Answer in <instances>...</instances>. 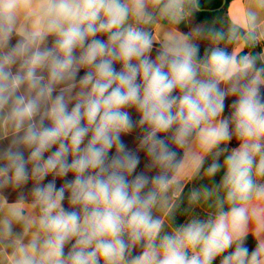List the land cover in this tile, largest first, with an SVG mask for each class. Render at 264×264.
I'll list each match as a JSON object with an SVG mask.
<instances>
[{
  "label": "clouds",
  "instance_id": "9594fccd",
  "mask_svg": "<svg viewBox=\"0 0 264 264\" xmlns=\"http://www.w3.org/2000/svg\"><path fill=\"white\" fill-rule=\"evenodd\" d=\"M30 2L0 0V190L31 182L38 210L37 235L15 264H264V242L245 245L248 205L264 199V66L221 47L255 46L254 33L196 27L153 58L142 25L153 12L183 23L199 0H39L38 30L18 31L17 12ZM197 40L209 45L203 57ZM228 96L236 99L223 117ZM133 132L135 150L123 140ZM193 143L197 174L208 155L204 175L224 174L189 202L215 197L216 211L164 232L154 210L171 211L184 163L174 147L187 159ZM141 151L147 163L137 172ZM22 218L15 209L0 233Z\"/></svg>",
  "mask_w": 264,
  "mask_h": 264
},
{
  "label": "crops",
  "instance_id": "0c3cea01",
  "mask_svg": "<svg viewBox=\"0 0 264 264\" xmlns=\"http://www.w3.org/2000/svg\"><path fill=\"white\" fill-rule=\"evenodd\" d=\"M150 11L152 10L150 9ZM186 24L187 28L182 29L179 27V24H174L169 19L161 17L158 12H153V17L142 25L153 37L152 57H155L156 50L162 44L167 43L179 34H187L196 27L211 26L216 28V22L201 23L196 21L192 16L186 18ZM39 25V0H31L28 5H22L19 8L16 28L18 31H36ZM232 27L238 28L242 35L248 31L254 33L255 48H257L258 57H260L259 59L264 65V55H262V49H264V0H233L229 4L227 12L221 21L220 30L227 32ZM50 41L51 38H49ZM195 42L199 45L200 57H203L209 47L208 43L203 40H197ZM13 43H15V38L13 39ZM221 47H224L229 54L233 53L237 48H242L239 52L241 54L246 48V46H242V42L233 44L225 43ZM80 75H83V71ZM262 80H264V77H262ZM221 87L227 89L228 85H221ZM260 91L261 95L264 96V84L261 85ZM235 99V96L226 97L225 107L222 113L223 117H230L232 112L231 106ZM130 111L132 112L133 119H138L134 110ZM2 133L3 130L0 129V134ZM137 136L138 133L133 132L131 135L123 137L125 144L130 149L135 150V145L138 143ZM221 147L225 146L222 145ZM226 147L228 152L234 149L229 144ZM174 150L177 151L178 160H182L184 163L177 173L179 180L178 186L170 189L168 193V206H170L171 211L169 214L167 207L154 210V215L161 217L165 221L164 232H173L192 218L207 219L209 215H213L216 211L215 197L208 201L202 200L198 204H192L189 202V196L193 190L218 186L224 174L222 169L214 177L209 178L204 175V170L212 162L211 155L205 158L203 168L197 174L194 161L191 158V153L199 151L195 143L187 150L190 152L187 159L185 158L186 149L174 147ZM139 155L141 162L137 168V172L143 171L147 163L145 153L141 151ZM223 160L224 155L220 157L219 162L222 164ZM51 179V176L47 177L44 183H47ZM66 179H72L71 174ZM61 183H63L62 180H57V187ZM257 183L259 182L257 181ZM31 187L32 184L30 182L24 189L13 190L9 188L0 190V220L10 218V213L15 209H20L23 212V218L19 222H13L12 234L10 236L0 233V264H15V261L19 259L22 252L27 249L30 242L37 235V228L32 221L38 215V210L31 207ZM223 194V191L219 193L221 197ZM64 204L67 208V200H65ZM248 208L250 219L246 236L252 235L258 243L264 242V199L253 198ZM69 247L70 245L66 247L65 251ZM139 251L140 249L137 248L134 255Z\"/></svg>",
  "mask_w": 264,
  "mask_h": 264
},
{
  "label": "trees",
  "instance_id": "16d2710c",
  "mask_svg": "<svg viewBox=\"0 0 264 264\" xmlns=\"http://www.w3.org/2000/svg\"><path fill=\"white\" fill-rule=\"evenodd\" d=\"M232 1L233 0H227L225 6L221 10H217V8H219L221 6L223 0H199L201 9H211V10H215V11H199L197 13H194L192 15V17L196 21L201 22V23L216 22V28L220 30L221 21L223 20L224 15L227 12V8ZM248 52L251 53L252 55L258 57V50H257V48H255V46H246V48L244 49V51L240 55L247 54ZM262 66H264V65L262 64L260 59H258L257 60V67H262ZM229 145L232 148H236L239 146V142L234 137L232 139V141L229 143ZM245 245H246V247H248L249 251L251 252L252 250H254L257 247L258 242L254 236L249 235V236H246V238H245ZM214 264H219V258H217V260L214 262Z\"/></svg>",
  "mask_w": 264,
  "mask_h": 264
},
{
  "label": "water",
  "instance_id": "95a60500",
  "mask_svg": "<svg viewBox=\"0 0 264 264\" xmlns=\"http://www.w3.org/2000/svg\"><path fill=\"white\" fill-rule=\"evenodd\" d=\"M226 2H227V0H223L221 6L219 8H217V10H221L225 6ZM200 11H215V10H211V9H201L200 8ZM179 27L182 28V29H186L187 28L186 20L183 23H180L179 24Z\"/></svg>",
  "mask_w": 264,
  "mask_h": 264
},
{
  "label": "rangeland",
  "instance_id": "374dc122",
  "mask_svg": "<svg viewBox=\"0 0 264 264\" xmlns=\"http://www.w3.org/2000/svg\"><path fill=\"white\" fill-rule=\"evenodd\" d=\"M259 183H264V180H258Z\"/></svg>",
  "mask_w": 264,
  "mask_h": 264
}]
</instances>
